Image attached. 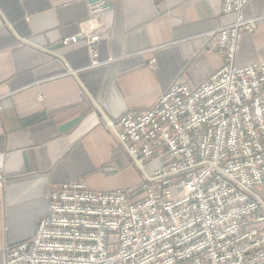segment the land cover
Instances as JSON below:
<instances>
[{
	"label": "crops",
	"instance_id": "obj_1",
	"mask_svg": "<svg viewBox=\"0 0 264 264\" xmlns=\"http://www.w3.org/2000/svg\"><path fill=\"white\" fill-rule=\"evenodd\" d=\"M241 14L256 28L233 64H264V0ZM235 20L222 0H0V264L47 215L48 190L139 185L107 122L151 108L175 83H206L223 65L211 35ZM255 192L264 202V185Z\"/></svg>",
	"mask_w": 264,
	"mask_h": 264
},
{
	"label": "built area",
	"instance_id": "obj_2",
	"mask_svg": "<svg viewBox=\"0 0 264 264\" xmlns=\"http://www.w3.org/2000/svg\"><path fill=\"white\" fill-rule=\"evenodd\" d=\"M248 1L222 0L236 20L211 35L223 65L206 83H175L151 108L107 122L139 185L48 190L47 215L29 241L5 248L6 264H264V64H233L256 28L241 14Z\"/></svg>",
	"mask_w": 264,
	"mask_h": 264
},
{
	"label": "water",
	"instance_id": "obj_3",
	"mask_svg": "<svg viewBox=\"0 0 264 264\" xmlns=\"http://www.w3.org/2000/svg\"><path fill=\"white\" fill-rule=\"evenodd\" d=\"M90 4L92 5H98L100 3H102L103 1H106V0H88Z\"/></svg>",
	"mask_w": 264,
	"mask_h": 264
},
{
	"label": "rangeland",
	"instance_id": "obj_4",
	"mask_svg": "<svg viewBox=\"0 0 264 264\" xmlns=\"http://www.w3.org/2000/svg\"><path fill=\"white\" fill-rule=\"evenodd\" d=\"M218 54H219V50H218Z\"/></svg>",
	"mask_w": 264,
	"mask_h": 264
}]
</instances>
